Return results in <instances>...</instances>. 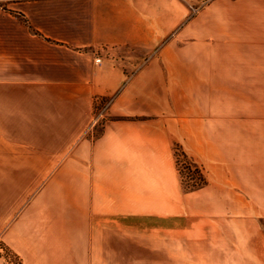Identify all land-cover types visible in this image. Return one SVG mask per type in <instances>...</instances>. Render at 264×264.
Listing matches in <instances>:
<instances>
[{
	"label": "crops",
	"instance_id": "1",
	"mask_svg": "<svg viewBox=\"0 0 264 264\" xmlns=\"http://www.w3.org/2000/svg\"><path fill=\"white\" fill-rule=\"evenodd\" d=\"M102 99V133L84 140ZM20 135L53 152L43 166L89 150L96 182L141 200L178 187L180 145L212 200L264 217V0L196 14L182 0H0V167L35 165L36 140L20 159ZM17 181L0 169V232Z\"/></svg>",
	"mask_w": 264,
	"mask_h": 264
},
{
	"label": "rangeland",
	"instance_id": "2",
	"mask_svg": "<svg viewBox=\"0 0 264 264\" xmlns=\"http://www.w3.org/2000/svg\"><path fill=\"white\" fill-rule=\"evenodd\" d=\"M182 1L196 14L209 0ZM110 103H96L84 140L101 135ZM33 138L34 166L0 167L18 179L17 193L3 196L16 207L0 232V264H264V217L237 214L240 199L212 200L202 191L205 168L180 145L173 148L178 187L158 183L156 195L141 200L96 182L89 150L43 166L53 152L39 150L41 136L20 135L13 145L20 159Z\"/></svg>",
	"mask_w": 264,
	"mask_h": 264
},
{
	"label": "built area",
	"instance_id": "3",
	"mask_svg": "<svg viewBox=\"0 0 264 264\" xmlns=\"http://www.w3.org/2000/svg\"><path fill=\"white\" fill-rule=\"evenodd\" d=\"M193 10H194L193 12H196V13L198 12V9H193Z\"/></svg>",
	"mask_w": 264,
	"mask_h": 264
}]
</instances>
